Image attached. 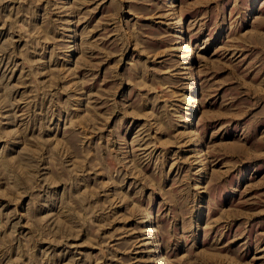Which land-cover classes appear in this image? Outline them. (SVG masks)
<instances>
[{
	"label": "rangeland",
	"instance_id": "obj_1",
	"mask_svg": "<svg viewBox=\"0 0 264 264\" xmlns=\"http://www.w3.org/2000/svg\"><path fill=\"white\" fill-rule=\"evenodd\" d=\"M160 254L264 264V0H0V264Z\"/></svg>",
	"mask_w": 264,
	"mask_h": 264
},
{
	"label": "bare ground",
	"instance_id": "obj_2",
	"mask_svg": "<svg viewBox=\"0 0 264 264\" xmlns=\"http://www.w3.org/2000/svg\"><path fill=\"white\" fill-rule=\"evenodd\" d=\"M169 2V1H168ZM178 26H181L180 24H178ZM177 37L178 38H182V35H177ZM182 47L185 49V51L186 52H188L189 53V51H190V48L188 47V46H185V45H182ZM187 53V54H188ZM188 56V55H187ZM188 58V57H187ZM197 134H196V132L194 133V135H193V137H192V139L194 140L195 138H197ZM147 220H150V216L148 217V218H146L145 220H144V222H146ZM152 224V223H151ZM145 232H147V233H149L150 234V237H149V244H150V241H152L153 242V245H154V247H152V245H151V248H150V250L151 251H153L154 252V250H156V248H157V242H156V237L154 236V232H155V229H154V226L153 225H146V228L145 229H143ZM158 249V248H157ZM150 251V252H151ZM158 262H159V264H166V258H165V256H164V254H160V259L158 260Z\"/></svg>",
	"mask_w": 264,
	"mask_h": 264
}]
</instances>
